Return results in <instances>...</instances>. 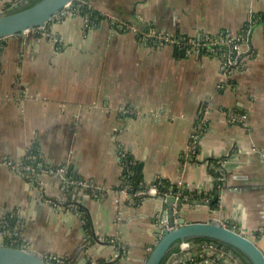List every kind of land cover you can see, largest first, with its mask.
Masks as SVG:
<instances>
[{
    "label": "crops",
    "instance_id": "obj_1",
    "mask_svg": "<svg viewBox=\"0 0 264 264\" xmlns=\"http://www.w3.org/2000/svg\"><path fill=\"white\" fill-rule=\"evenodd\" d=\"M29 2L0 0V12ZM81 6L41 31L0 41V226L16 216L0 227V242L17 231L29 249L57 264H144L166 229L168 209L159 195L140 194L158 181L173 193L180 180L182 194L207 199L182 206V218L216 220L256 240L264 232V28L252 36L246 67L218 90L226 54L186 55L119 31L115 22L200 40L251 30L262 21L253 22L264 16V0H87ZM209 99L208 130L193 153L192 135ZM239 114L247 115V127L230 121ZM31 153L43 165L36 173L5 164L26 163ZM59 167L110 193L94 199L78 188L62 198L60 178L46 172ZM64 199L81 201L85 218L66 212ZM256 241L264 249V236ZM171 260L244 264L224 247L179 250Z\"/></svg>",
    "mask_w": 264,
    "mask_h": 264
},
{
    "label": "built area",
    "instance_id": "obj_2",
    "mask_svg": "<svg viewBox=\"0 0 264 264\" xmlns=\"http://www.w3.org/2000/svg\"><path fill=\"white\" fill-rule=\"evenodd\" d=\"M80 3H84L85 0H77ZM74 6V3L65 8L60 14H58L54 18H60L65 17L72 13L71 9ZM70 9V11H69ZM115 27L119 28L120 25L123 23L115 22ZM123 26V25H122ZM44 28L37 29L35 31H41ZM250 33V29L246 31H242L239 34H234L230 31H224L222 34L216 36V37H203L199 40L198 43H195L196 48H191L188 46V42L186 39H173L169 37L166 34H160V33H148L146 32L145 38L147 40H153L157 44H173L176 45L178 48L184 51L191 52L192 50H198L210 53L212 55H222L226 54L224 66L221 71V80L218 84V90H221L225 86V82L230 77V75L234 74L237 70L243 69L247 65V61L251 58V49L250 45H248L249 41L247 38V35ZM53 40V37L51 38ZM212 111V99H209L208 102L205 104L204 108L202 109V112L199 116V119L197 121V131L192 135V139L190 142V150L194 153L197 151L198 146L200 145V140L203 134H205L208 130V115ZM124 113L128 116H133L135 113L132 111H124ZM230 121L233 123H242L243 126L247 127V115H236V116H230ZM35 151V148L32 150V152ZM7 166L12 168L18 173H36L38 169H43V165L38 163L37 164V156L35 153H31L26 160V163H19L15 164L12 161L5 162ZM48 174L51 175H57L62 184V198H67L72 194V191L74 189H89L92 192V197L94 199H102L105 197L108 193H110V190L106 187H98L96 184L86 181L83 179H77L69 177L67 174V169L65 167H59L56 169H47L46 171ZM183 186V181H179L177 184V189L173 193L171 192L172 187L168 185L167 183H164L162 181H158L157 184H154L150 188H145L142 193L140 194V198H145L150 195H159L163 196L165 199L168 197H175L176 199H183V200H189V201H200L204 202L207 201V199L203 198H196L197 193L195 192H188V194H182L181 193V187ZM165 191V192H164ZM184 193V192H183ZM62 208L68 213H75L81 216L83 219L85 218L84 210L82 206V202L80 201H69V200H62ZM182 207L178 206L177 204L174 205L173 208V216L175 223H177L181 217ZM16 220L15 213L8 216V221H3L1 223V228H8L10 225V221ZM224 226H227L224 224ZM19 229V227H17ZM165 228L168 229V224L166 223ZM14 238L9 240L7 243L0 242V245H7V246H16L20 248H28V245L21 242L19 234L17 231L14 232ZM264 236V232L258 233L255 238L259 241V239ZM207 248L211 251H216L218 249V246L212 243H207L206 245L202 246ZM193 248L192 243L190 242H182L180 244V250L181 252H189ZM202 259L204 254H201ZM118 257V255H116ZM48 259H51L53 261H56L53 257H48ZM194 261H192L191 264H193ZM170 261L168 262V264ZM178 264H190L186 262L180 261Z\"/></svg>",
    "mask_w": 264,
    "mask_h": 264
},
{
    "label": "water",
    "instance_id": "obj_3",
    "mask_svg": "<svg viewBox=\"0 0 264 264\" xmlns=\"http://www.w3.org/2000/svg\"><path fill=\"white\" fill-rule=\"evenodd\" d=\"M75 1L77 0H42L26 9L17 6L6 13L0 12V41L45 28L54 17ZM260 27L264 28V22L255 24L250 30V45L254 32ZM159 197L167 203L168 229L158 231V242L151 249L144 264H161L164 258L179 247L182 242H192L197 239L204 240L201 243L192 242L193 248L199 249L208 243L206 240H212L237 250L246 257L250 264H264V249L258 245L255 239L224 226L219 221L205 222L186 220L180 217L179 221L175 223L173 216L175 204L181 207L189 204L203 205V202L176 199L175 197L166 199L163 196ZM0 264H57V262L29 248L0 245Z\"/></svg>",
    "mask_w": 264,
    "mask_h": 264
},
{
    "label": "rangeland",
    "instance_id": "obj_4",
    "mask_svg": "<svg viewBox=\"0 0 264 264\" xmlns=\"http://www.w3.org/2000/svg\"><path fill=\"white\" fill-rule=\"evenodd\" d=\"M82 7V6H81ZM58 19H60V18H58ZM113 20H116L115 18H112ZM257 19H259V18H257ZM256 19V20H257ZM253 22H256V21H254L253 20ZM120 23H123L122 25H120V27L118 28V30L119 31H122V32H133V33H135L138 37H140L141 39H143V40H146V41H149V42H151V43H155L153 40H147L146 38H145V35H146V32L145 31H143V30H140L137 26H135V25H131V24H128V23H126V22H119V24ZM231 32V31H230ZM148 33H155L154 31H149ZM160 34H163V33H160ZM220 34H222V33H220ZM206 36H209V37H212L211 35H205V36H202L201 38H203V37H206ZM218 36V35H217ZM216 37V36H215ZM173 38V37H172ZM200 38V39H201ZM247 38H248V41H249V34L247 35ZM173 39H177V38H173ZM182 39V38H181ZM186 40H187V42H188V46L190 47V49L191 48H196V44L195 43H198L199 42V40H194V39H187L186 38ZM158 45H160V46H173L174 48H175V50L176 51H178V52H180V53H185L186 55H193V54H198V53H206L208 56H210V57H214V58H216L217 56L218 57H221V55H212V54H210V53H207V52H203V51H196V50H192L191 52H188V51H184V50H181L180 48H178L176 45H173V44H158ZM248 45H250V43H248ZM197 49V48H196ZM222 68H223V66H224V62H225V60L222 58Z\"/></svg>",
    "mask_w": 264,
    "mask_h": 264
},
{
    "label": "trees",
    "instance_id": "obj_5",
    "mask_svg": "<svg viewBox=\"0 0 264 264\" xmlns=\"http://www.w3.org/2000/svg\"><path fill=\"white\" fill-rule=\"evenodd\" d=\"M40 1H42V0H30V2H29V4L27 5V6H25V7H22V9H26V8H29V7H32V6H34V5H36L37 3H39ZM74 4H76L78 7L79 6H81V3L79 2V1H75L74 2ZM81 8V10L83 11V12H87V11H89L88 10V8L87 7H80ZM257 18H259V19H261V20H264V16H254V21H256V19ZM258 20V19H257ZM249 30V27H247L246 28V31H248ZM138 167H135V170H136V172H137V174H139V169H137ZM138 178V177H137ZM165 192V191H164ZM203 240L204 239H197V240H194V241H192V242H194V243H201V242H203ZM206 242H208V243H212V244H215L216 246H218L219 248H227V249H229V250H233V252L238 256V257H240L241 259H242V261L244 262V264H247V262L245 261V256L243 255V254H241L240 252H238L237 250H235V249H233L232 247H230V246H226V245H223V244H220V243H218V242H216V241H212V240H206ZM179 248V247H178ZM178 248H176V249H174L170 254H168L165 258H164V260L162 261V263L161 264H168V262H169V259H170V257H171V255H173L174 253H179V250L180 249H178Z\"/></svg>",
    "mask_w": 264,
    "mask_h": 264
},
{
    "label": "flooded vegetation",
    "instance_id": "obj_6",
    "mask_svg": "<svg viewBox=\"0 0 264 264\" xmlns=\"http://www.w3.org/2000/svg\"><path fill=\"white\" fill-rule=\"evenodd\" d=\"M260 22H264V20H262V21H260ZM260 22H259V23H260Z\"/></svg>",
    "mask_w": 264,
    "mask_h": 264
},
{
    "label": "bare ground",
    "instance_id": "obj_7",
    "mask_svg": "<svg viewBox=\"0 0 264 264\" xmlns=\"http://www.w3.org/2000/svg\"><path fill=\"white\" fill-rule=\"evenodd\" d=\"M182 207V206H181ZM190 243H192V242H190ZM180 246V245H179Z\"/></svg>",
    "mask_w": 264,
    "mask_h": 264
}]
</instances>
